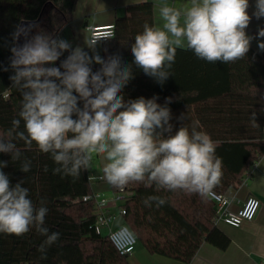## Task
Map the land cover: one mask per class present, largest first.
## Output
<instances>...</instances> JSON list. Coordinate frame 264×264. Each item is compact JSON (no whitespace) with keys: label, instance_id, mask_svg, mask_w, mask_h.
Returning a JSON list of instances; mask_svg holds the SVG:
<instances>
[{"label":"clouds","instance_id":"1","mask_svg":"<svg viewBox=\"0 0 264 264\" xmlns=\"http://www.w3.org/2000/svg\"><path fill=\"white\" fill-rule=\"evenodd\" d=\"M250 6L249 0H189L181 8L164 3L159 8L161 23H145L135 36L130 46L132 64L123 63L118 54L101 57L96 39L73 48L69 41L43 31L30 36L35 24L17 25L10 48L14 74L9 79L22 102L19 118L12 120L6 134L0 133V153L18 161L22 151L15 140L23 141L26 150L35 145L50 154L57 165L54 174L73 179L88 171L93 157L99 156L106 161L102 179L120 191L129 184H144L215 199L222 160L210 135L198 130V122L191 129L182 125L173 132L170 97L162 106L157 96L126 101L122 92L134 78L133 65L162 85L171 76L178 49L213 64L243 59L251 41L246 29L253 16L264 18V0H255L252 15ZM259 35L264 36V30ZM21 36L24 43L18 44ZM259 47L264 49V43ZM94 64L100 65L98 70H93ZM251 120L258 126L255 112ZM7 166L8 161L0 160V234L21 237L35 229L46 237L39 247L43 258L60 233H50L44 226L45 202L34 204L22 180L13 185L3 171ZM30 169L31 161L25 159L20 170ZM143 202L157 208L167 203L160 196ZM110 239L123 253L135 244L137 233L122 225Z\"/></svg>","mask_w":264,"mask_h":264},{"label":"trees","instance_id":"2","mask_svg":"<svg viewBox=\"0 0 264 264\" xmlns=\"http://www.w3.org/2000/svg\"><path fill=\"white\" fill-rule=\"evenodd\" d=\"M75 6L76 0H0V133L6 134L12 120L19 118L22 102L9 79L14 74L9 65L16 26L35 24L30 36L43 31L59 38L73 21ZM145 23L156 25L154 4L128 5L125 15L115 21L114 37L102 42L103 58L118 54L123 63L132 64L130 46ZM17 43L23 44L24 37ZM132 71L134 78L122 92L125 100L157 96V103L163 106L170 97L173 132L182 125L191 129L193 122H198V130L216 143L223 175L214 191L225 195L242 185L248 170L264 156V49L258 52L250 46L243 59L227 64L208 63L190 50L178 49L171 76L162 85L135 65ZM254 112L258 126L251 120ZM14 142L22 151L21 159L14 161L10 154L0 153V160L8 161L3 171L13 185L23 181L34 204L45 202L48 214L44 226L60 237L42 258L39 247L46 237L35 229L21 237L0 234V264H130V256L121 255L108 237L97 233L96 201L82 200L94 193L90 169L78 179L62 177L54 174L57 165L50 154L41 153L35 145L26 150L23 141ZM25 159L31 161L27 173L20 170ZM127 188L131 196L121 206L126 210L123 224L137 233L138 245L150 254L189 264L205 242L221 250L230 246L231 239L214 224L217 205L213 199L157 190L155 185L129 184ZM149 196L163 197L167 203L146 207L143 201Z\"/></svg>","mask_w":264,"mask_h":264},{"label":"crops","instance_id":"3","mask_svg":"<svg viewBox=\"0 0 264 264\" xmlns=\"http://www.w3.org/2000/svg\"><path fill=\"white\" fill-rule=\"evenodd\" d=\"M152 2L155 7V24H160L159 8L167 3L177 8L183 7L189 0H76L74 18L60 33L59 38L69 41L73 48L84 46L90 39L89 27L108 26L115 24L118 17L125 15L128 5ZM249 15L255 10V0H249ZM264 25V18L257 20L254 16L246 29L251 37L250 46L261 52V27ZM86 51H90L85 47ZM96 51L103 57V43L98 44ZM91 54V52H90ZM56 66V64H55ZM100 66L93 65L92 67ZM106 161L103 157L94 156L91 162L90 179L94 193L111 200L117 189L107 184L102 179L103 166ZM230 198L229 211L237 212L245 201L254 197L261 202L259 212L254 221L244 222L239 228L226 224L218 227L230 239L231 244L226 250L205 242L198 253L189 264H264V156L246 173L242 185L230 189L226 194ZM107 211L113 217L114 227L123 223L120 215V207L110 202ZM130 264H185L177 260L150 254L142 245H138L134 254L129 257Z\"/></svg>","mask_w":264,"mask_h":264},{"label":"built area","instance_id":"4","mask_svg":"<svg viewBox=\"0 0 264 264\" xmlns=\"http://www.w3.org/2000/svg\"><path fill=\"white\" fill-rule=\"evenodd\" d=\"M88 29L90 32V39H96L100 41L99 44L105 40L113 38L115 35L114 24L108 26H91ZM130 196L131 191L126 187L123 191L117 189L115 196L111 200L106 199L97 193H93L92 195L82 198L83 201H89L92 199L96 201L98 214L95 222V229L98 234L104 235L110 239L111 234L119 227H114L115 217H113L111 214H109V211H107L108 207L110 206V202L120 207V215L123 218V216L126 215V210L121 208V206ZM213 200L217 205L216 215L214 217V224L216 226H219L220 224H226L235 228H239L244 222L254 221L261 206V202L257 198L250 197L237 212L232 213L228 209L231 203L229 197L224 194L216 193V198ZM122 225L125 224L122 223L120 226ZM137 246L138 240H136L135 244L130 246V250L126 249L123 253L117 250L115 246L114 247L121 255L131 256L136 251Z\"/></svg>","mask_w":264,"mask_h":264}]
</instances>
